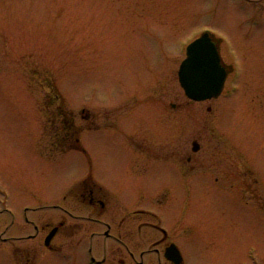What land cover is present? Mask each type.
<instances>
[{
	"label": "rangeland",
	"instance_id": "1",
	"mask_svg": "<svg viewBox=\"0 0 264 264\" xmlns=\"http://www.w3.org/2000/svg\"><path fill=\"white\" fill-rule=\"evenodd\" d=\"M251 6L246 0H0V210L18 214L34 202L45 170L33 148L38 136L65 125L54 109L70 120L76 107L134 96L180 105L161 107L191 140L199 136L197 155L207 162L227 166L236 146L244 165L249 161L264 177V13ZM204 31L222 39L221 54L237 79L231 74L217 99L197 102L185 95L178 69ZM105 157L125 164L124 155ZM61 177L65 191L73 173ZM192 194L184 247L191 264H264V197L251 204L211 184L196 185ZM8 254L0 250V264H11ZM53 264L74 260L68 254Z\"/></svg>",
	"mask_w": 264,
	"mask_h": 264
},
{
	"label": "flooded vegetation",
	"instance_id": "2",
	"mask_svg": "<svg viewBox=\"0 0 264 264\" xmlns=\"http://www.w3.org/2000/svg\"><path fill=\"white\" fill-rule=\"evenodd\" d=\"M246 1L250 12L264 13V0ZM211 36L221 51V38ZM223 64L229 76L234 66ZM150 98L82 105L70 120L63 109H54L65 125L38 136L40 145L33 148L45 170L39 180L52 187L41 183L34 202L18 214L0 210L10 217H0V250L7 249L11 264H53L68 254L74 264H191L184 250L190 237L186 213L196 185L228 186L251 204L264 197L263 170L249 161L244 165L239 147H232L234 162L227 166L207 162L197 155L199 136L191 140L186 126L179 130L174 114L161 107L180 105ZM107 153L124 155L125 164L105 163ZM63 172L73 173L65 191Z\"/></svg>",
	"mask_w": 264,
	"mask_h": 264
},
{
	"label": "water",
	"instance_id": "3",
	"mask_svg": "<svg viewBox=\"0 0 264 264\" xmlns=\"http://www.w3.org/2000/svg\"><path fill=\"white\" fill-rule=\"evenodd\" d=\"M216 44L208 33L188 46L179 76L187 95L196 100L217 97L227 76Z\"/></svg>",
	"mask_w": 264,
	"mask_h": 264
},
{
	"label": "bare ground",
	"instance_id": "4",
	"mask_svg": "<svg viewBox=\"0 0 264 264\" xmlns=\"http://www.w3.org/2000/svg\"><path fill=\"white\" fill-rule=\"evenodd\" d=\"M234 96V95H233Z\"/></svg>",
	"mask_w": 264,
	"mask_h": 264
}]
</instances>
